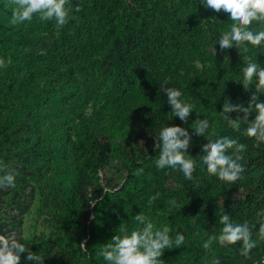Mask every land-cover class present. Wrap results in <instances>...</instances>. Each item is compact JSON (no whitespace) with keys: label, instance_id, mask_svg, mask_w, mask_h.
Here are the masks:
<instances>
[{"label":"trees","instance_id":"1","mask_svg":"<svg viewBox=\"0 0 264 264\" xmlns=\"http://www.w3.org/2000/svg\"><path fill=\"white\" fill-rule=\"evenodd\" d=\"M70 3L76 19L59 31L54 20L35 16L26 21L30 30L23 31L10 23V0H0V11L9 18L0 21V54L12 60L11 76L0 81V97L6 100L0 160L17 172L15 187L0 190V232L7 235L23 225L35 199L32 182L45 177L47 162L39 158L48 154L47 160L54 157L57 163L52 192L62 199L58 222L70 231L67 240L57 239L71 246L68 264H107L97 255L100 247L119 234L121 223L129 230L142 227L134 220L139 212L156 228L169 227L173 238L185 236L184 245L164 251L163 264H211L213 258L220 264H254L263 250L258 246L245 262L239 257L241 242L223 247L214 242L211 251L202 246L219 235L224 212L235 223L248 221L255 240L257 213L264 211V143L244 135L247 124L237 131L220 113L226 99L247 106L250 97L239 82L243 55L235 46L221 50L218 44L221 33L230 30L229 14L206 9L201 0ZM247 47L246 55L264 67V42ZM165 80L194 105L186 123L170 113L160 90ZM89 82L92 88L82 90ZM12 97L16 102L10 103ZM93 101L97 114L87 117L85 106ZM197 118L209 120L208 139L227 136L246 145L245 171L235 184L207 173L200 156L208 141L191 128ZM174 125L192 138L187 154L197 165L192 180L155 165L156 134ZM138 168L143 174L133 175ZM113 169L122 181L109 174ZM87 237L85 262H79L73 246Z\"/></svg>","mask_w":264,"mask_h":264},{"label":"clouds","instance_id":"2","mask_svg":"<svg viewBox=\"0 0 264 264\" xmlns=\"http://www.w3.org/2000/svg\"><path fill=\"white\" fill-rule=\"evenodd\" d=\"M10 3L13 5L10 20L13 25L26 21L30 23L35 16L40 21L54 20L55 27L59 31L70 20L76 19L72 15L73 7L70 0H10ZM201 3L206 9L229 14V20L232 21L230 30L221 33L218 44L221 50L235 46L243 55L246 65L240 69L243 79L239 82L245 91H250L247 106L243 103L234 104L226 99L220 113L237 131L240 130L242 123L247 124L244 135L264 143V100L260 98L264 95V67L254 62L251 56L246 55L249 51L247 45L259 46L264 42V0H201ZM80 10L79 6L75 8V12ZM254 22L258 28H253ZM11 63V57L7 60L0 58V68H6ZM167 84L168 81L165 80L160 85V90L167 97V103L171 107L170 113L172 117H178L186 123L194 105L182 100V92L174 87H168ZM230 113H238V115L232 119ZM253 113H255L254 119L249 120ZM193 122L191 128L194 134L205 137L208 141L202 145L203 155L200 156L207 173L225 183L235 184L245 171L241 164L244 159L241 153L245 151L246 145L227 136L215 141L208 139L209 120L197 118ZM214 134L213 132L212 135ZM155 139L154 148L159 150V158L155 161L156 168L179 170L185 179L192 180L197 165L192 157L187 155L192 143L188 130L175 125L162 127ZM142 174L141 168L133 173L136 176ZM16 175L15 168L0 160V190L14 188ZM104 191L107 193L108 190L104 189ZM159 195L156 193L151 197L148 201L149 205ZM257 215L264 216V211L258 212ZM134 220L142 227L129 230L121 223L118 228L119 234H115L109 242L100 247L97 255L107 264H163L160 257L166 249L179 248L185 244L183 234L177 233L173 238L169 227L156 228L142 212L136 214ZM219 223L223 226L219 235L209 236L203 243V248L211 251L214 242L222 247L241 242L240 254L249 257L252 250L257 247V240L253 239L249 222L235 223L230 215L224 212L220 216ZM258 223V240L264 241V219ZM79 246L82 251L87 252L86 242H81ZM23 253H27L25 264L28 262L43 264L44 257L37 255L18 240L0 234V264H20ZM211 264H220V261L213 258ZM259 264H264V261H260Z\"/></svg>","mask_w":264,"mask_h":264},{"label":"rangeland","instance_id":"3","mask_svg":"<svg viewBox=\"0 0 264 264\" xmlns=\"http://www.w3.org/2000/svg\"><path fill=\"white\" fill-rule=\"evenodd\" d=\"M9 18L6 14L0 11V21H7ZM21 29L18 30L29 31L30 24L27 22L19 24ZM0 58L7 60V58L0 54ZM10 67L11 64L6 68H0V81H3L6 77H10ZM25 70V68H23ZM21 72V71H20ZM13 80V76L12 79ZM43 83L42 80H40ZM91 83L82 84L81 89H91ZM16 102V97H12L10 103ZM6 100L1 96L0 97V114L3 115L5 110ZM94 101L89 105L85 106L84 115L87 117L93 116L97 114V108L94 107ZM26 115V112L20 113L19 119L22 120ZM49 155L45 158H39L40 161L47 162V168L43 171L45 177H40L39 180H34L32 182V187L36 188L35 199L32 202L31 208L28 213L25 215L24 223L19 229L16 231L15 229L8 230L7 235L10 238H14L18 240L20 243L24 244L31 251L36 252L37 255H40L43 258V264H68L70 263L69 252L71 251V246L69 244H64L62 241H58L57 239L60 236H64L65 239L69 237L70 231L64 230L58 222V213L61 209L58 207L62 204L61 195H55L52 192V187L56 185L54 170H56V159L53 157V160H47ZM75 160L74 155L70 156ZM106 172L101 171L100 175L104 178ZM109 174L115 177L116 180L122 181L121 174L116 170H112ZM180 205V204H179ZM92 208V207H91ZM93 213H91V218L93 217ZM264 219V216H259L258 221ZM85 220V219H84ZM83 228L86 227L85 224L82 225ZM258 228L255 232V240H257V246L262 250L261 255H257V259L254 264H257V260H261L264 257V241L258 240ZM88 239L85 238L82 242H86ZM50 247V248H49ZM73 250L75 254L79 258V262H85V257L83 256L82 251L80 249L79 244H74ZM27 253L21 254L20 264H25V257ZM239 257L243 259V262L247 259V257L239 254ZM73 263V262H71ZM31 264V262H28Z\"/></svg>","mask_w":264,"mask_h":264},{"label":"built area","instance_id":"4","mask_svg":"<svg viewBox=\"0 0 264 264\" xmlns=\"http://www.w3.org/2000/svg\"><path fill=\"white\" fill-rule=\"evenodd\" d=\"M260 261H264V257L261 260H257V264H259Z\"/></svg>","mask_w":264,"mask_h":264},{"label":"water","instance_id":"5","mask_svg":"<svg viewBox=\"0 0 264 264\" xmlns=\"http://www.w3.org/2000/svg\"><path fill=\"white\" fill-rule=\"evenodd\" d=\"M0 234H2L1 232H0ZM3 235V234H2Z\"/></svg>","mask_w":264,"mask_h":264}]
</instances>
